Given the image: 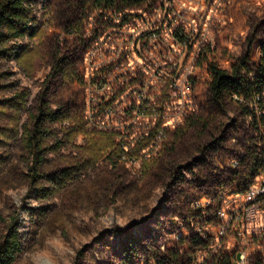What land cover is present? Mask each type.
Segmentation results:
<instances>
[{
	"label": "rangeland",
	"instance_id": "obj_1",
	"mask_svg": "<svg viewBox=\"0 0 264 264\" xmlns=\"http://www.w3.org/2000/svg\"><path fill=\"white\" fill-rule=\"evenodd\" d=\"M37 24H46L45 35L30 72L13 58L1 62L4 73L0 97L28 91L19 113V125L38 111L41 98L52 111L76 113L82 120L81 83L63 79L57 65L70 64L81 75L86 47L71 25L80 21L84 7L95 0H33ZM117 3L118 0H107ZM254 37L248 65L254 69L264 42V0H234L229 22L212 51L221 67H228L246 51ZM206 75L199 71L193 109L181 126L167 137L147 169L103 158L72 177L46 198L38 197L32 181V162L19 136L0 146V239L15 220L22 250L12 264H120L122 246L144 238L153 246L174 244V222L184 219L192 198L210 195L234 173L231 159L239 158L249 141L250 127L241 107L226 100L215 105ZM8 112L0 126L8 125ZM204 120V122H203ZM67 121H45L54 134L63 136ZM184 128L178 138L175 131ZM21 132V130H20ZM85 141L78 135L57 152L45 156L39 173L41 186L50 188L48 177L76 167Z\"/></svg>",
	"mask_w": 264,
	"mask_h": 264
},
{
	"label": "built area",
	"instance_id": "obj_2",
	"mask_svg": "<svg viewBox=\"0 0 264 264\" xmlns=\"http://www.w3.org/2000/svg\"><path fill=\"white\" fill-rule=\"evenodd\" d=\"M233 2L95 0L84 7L82 123L114 133L118 162L140 167L157 156L194 111L196 77L206 74L198 60L203 50L215 51ZM245 118L249 141L230 161V183L192 198L184 219L173 223L174 244L156 245L179 260L158 263L144 250L131 264H264V123Z\"/></svg>",
	"mask_w": 264,
	"mask_h": 264
},
{
	"label": "trees",
	"instance_id": "obj_3",
	"mask_svg": "<svg viewBox=\"0 0 264 264\" xmlns=\"http://www.w3.org/2000/svg\"><path fill=\"white\" fill-rule=\"evenodd\" d=\"M34 4L33 0H0V66L3 60L13 58L24 71L32 70L34 59L40 54L39 48L46 30L45 23L37 24ZM80 24L81 20L71 25V30L78 36ZM253 41L254 37L247 38L245 53L236 61L229 63L228 67H221L209 49L201 52L198 66L206 71L204 74L207 77V87L212 102L222 107L226 100L235 101L241 107L244 117L250 116V123L254 124L257 120L264 123V113L260 114L262 110L264 111V98L260 97L264 90V42L260 46L259 61L256 67L251 69L248 62L254 50ZM57 70L60 71L63 79L81 83L80 74L70 64H58ZM3 78L4 73L0 71V88L3 86L1 83ZM27 96L28 91L22 90L15 93L13 97H0V115L10 112L8 125L0 126V146L7 143L12 136H19L21 146L32 162V181L36 184L38 197L43 199L48 197L54 193L52 189L57 190L63 186L75 171H85L100 159L106 158L110 162H115L121 148L115 141L114 133L86 130L76 113L52 111L42 98L38 111L31 113L29 122L20 127L18 117L26 104ZM46 120L68 122L67 126L62 127L61 139H56L53 143L49 142L54 132L51 127L45 126ZM183 131L184 128L177 129L175 138H178ZM78 135L84 137L85 144L81 148V158L76 162V167L65 168L53 174L47 179L50 188L42 187L41 180L44 176L39 173V170L45 162L46 154L57 152L64 143H71ZM3 161L4 157L0 155V166ZM148 162L142 163L143 169H147ZM140 240H129L123 244L120 264H131L133 255L144 250L155 256L158 263L179 260L175 250L169 248L160 255L157 246L144 245ZM21 250L19 231L15 220H12L0 239V264H12Z\"/></svg>",
	"mask_w": 264,
	"mask_h": 264
}]
</instances>
